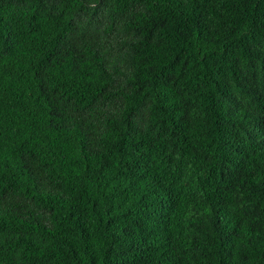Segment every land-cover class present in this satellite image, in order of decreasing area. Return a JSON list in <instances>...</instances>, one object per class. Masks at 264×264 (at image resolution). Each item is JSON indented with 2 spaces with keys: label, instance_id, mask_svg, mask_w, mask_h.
I'll return each instance as SVG.
<instances>
[{
  "label": "trees",
  "instance_id": "1",
  "mask_svg": "<svg viewBox=\"0 0 264 264\" xmlns=\"http://www.w3.org/2000/svg\"><path fill=\"white\" fill-rule=\"evenodd\" d=\"M0 264H264V0H0Z\"/></svg>",
  "mask_w": 264,
  "mask_h": 264
}]
</instances>
